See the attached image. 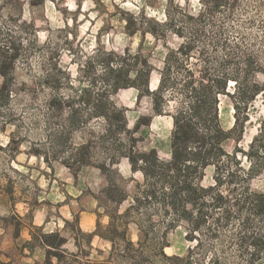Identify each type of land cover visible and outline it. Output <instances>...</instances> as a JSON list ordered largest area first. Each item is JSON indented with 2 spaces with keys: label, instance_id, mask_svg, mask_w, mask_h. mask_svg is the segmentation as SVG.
<instances>
[{
  "label": "rangeland",
  "instance_id": "374dc122",
  "mask_svg": "<svg viewBox=\"0 0 264 264\" xmlns=\"http://www.w3.org/2000/svg\"><path fill=\"white\" fill-rule=\"evenodd\" d=\"M202 6L200 0H0V51L16 53L8 98L0 92V259L15 261L3 264L43 260L38 237L52 230L67 238V251L91 264H181L188 252L190 264H264V251L253 254L252 244V235L264 244V216L245 209L226 220L221 208L210 207L197 241H189L185 224L160 200L169 186L156 187L149 197L144 175L128 158L151 147L169 158L170 113L186 110L192 96L184 85L187 67L199 77L234 62L244 70L252 59L249 77L264 81V0H223L200 16ZM124 12L162 23L158 36L127 35ZM183 41L191 51L173 62L161 113L154 112L149 94L133 86L113 90L107 83L105 65L118 56L133 66L146 60L152 65L149 89L156 91L168 48ZM4 80L0 75V85ZM233 96H218L225 129L234 120ZM117 109H123V129ZM248 114L242 148L257 132L264 95L255 97ZM144 115L151 116L149 124L136 127ZM235 143L222 145L230 152ZM211 174L207 168L202 184L213 182ZM249 186L263 190L264 172ZM241 192L238 184L231 199ZM119 199L117 213L133 245L122 251L95 236L87 248L74 230L75 217L83 231L94 230L97 220L103 227Z\"/></svg>",
  "mask_w": 264,
  "mask_h": 264
},
{
  "label": "trees",
  "instance_id": "16d2710c",
  "mask_svg": "<svg viewBox=\"0 0 264 264\" xmlns=\"http://www.w3.org/2000/svg\"><path fill=\"white\" fill-rule=\"evenodd\" d=\"M202 10L212 11L221 4L223 0H200ZM126 33L129 36L136 32L150 33L158 36V28L163 24L153 18L144 15L137 17L124 12ZM169 19L170 13L166 15ZM138 18H142L138 20ZM191 51L189 42L183 41L176 48H168L163 66L159 71V81L156 91L149 88L150 73L152 65L146 60L136 63L135 66L126 63L121 56L112 65H105L109 79L107 83L118 90L121 87L133 86L139 94L146 93L152 97L153 109L161 113L162 93L169 86V73L173 62L178 55L187 56ZM16 53L13 51H0V75L6 80L0 85V92L4 98H8V77L12 73V65ZM243 70L237 62L227 64L226 69L217 72H202L199 77L195 75L193 68L187 67V79L184 85L192 93L191 100L186 110L176 107L170 113L172 128L170 131L169 158L159 157L157 150L151 147L148 151L128 155L134 170H140L147 182L149 197H155V188L169 186L168 196L160 197L165 202L167 210L172 213L176 220H180L186 226V237L189 241H197L198 233L205 226L209 217L210 207L222 209L223 217L228 220L233 212H241L245 209L256 215L264 216V189H254L249 186L251 178L259 176L264 172V114L260 117L257 132L252 136L246 148L239 146L242 138L245 122L249 119V107L257 95H264V81L259 82L253 73L252 59L245 62ZM232 82L233 91L227 89L228 83ZM227 94L237 98L233 102L234 120L230 128L221 126L218 114V96ZM164 101V100H163ZM243 112V113H241ZM102 116L108 118L107 111L103 108ZM117 115L122 120L120 129L124 127L123 109H117ZM151 116H142L135 126L149 124ZM233 139L236 143L232 151L223 147V141ZM140 162V164H138ZM247 162V164H244ZM211 168L213 182L209 185L202 184L204 172ZM240 185L242 194L239 198L232 200L231 195L235 186ZM115 201L114 214L109 215V220L102 227L96 221L95 229L89 232L81 230L78 218L74 219V230L85 237V244L90 248L92 239L97 236L122 246V251L131 247L133 242L126 236L127 226L122 220L123 215L118 214V203ZM66 223L68 221H65ZM253 254L264 251V244L260 237L252 235ZM39 241L44 248V258L35 261L34 264H91L90 259H78L76 252L67 251L64 246L67 238L59 230L42 232ZM74 244L82 250V243L74 236ZM162 249V248H161ZM89 256V249L84 252ZM180 260V256H172ZM110 260V259H109ZM137 262L138 259H131ZM190 254L183 257V263L190 264ZM95 264H103L96 261Z\"/></svg>",
  "mask_w": 264,
  "mask_h": 264
},
{
  "label": "crops",
  "instance_id": "0c3cea01",
  "mask_svg": "<svg viewBox=\"0 0 264 264\" xmlns=\"http://www.w3.org/2000/svg\"><path fill=\"white\" fill-rule=\"evenodd\" d=\"M12 259H0V264H3V263H5V262H8V261H11ZM14 263H15V261L14 260H12Z\"/></svg>",
  "mask_w": 264,
  "mask_h": 264
}]
</instances>
